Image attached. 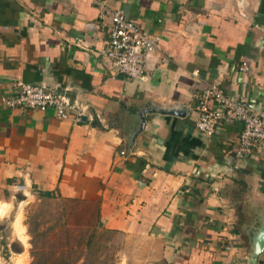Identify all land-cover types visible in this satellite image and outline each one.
<instances>
[{"label":"crops","instance_id":"1","mask_svg":"<svg viewBox=\"0 0 264 264\" xmlns=\"http://www.w3.org/2000/svg\"><path fill=\"white\" fill-rule=\"evenodd\" d=\"M103 8L158 37L143 77L114 72L102 55ZM15 79L88 110L60 120L52 109L0 103V188L68 204L65 215H80L83 228L94 221L147 238L170 264H248L264 211V153L234 157L241 124L229 117L211 136L193 121L208 82L264 111V0H0V96ZM150 108L184 115L145 112L137 130Z\"/></svg>","mask_w":264,"mask_h":264},{"label":"rangeland","instance_id":"2","mask_svg":"<svg viewBox=\"0 0 264 264\" xmlns=\"http://www.w3.org/2000/svg\"><path fill=\"white\" fill-rule=\"evenodd\" d=\"M22 200L20 191L0 188V264H170L147 238L94 221L83 228L80 215H65L68 204Z\"/></svg>","mask_w":264,"mask_h":264},{"label":"built area","instance_id":"3","mask_svg":"<svg viewBox=\"0 0 264 264\" xmlns=\"http://www.w3.org/2000/svg\"><path fill=\"white\" fill-rule=\"evenodd\" d=\"M109 18L108 38L104 42L102 55L116 73L129 79L144 76V55L157 47L158 37L142 31L135 22L120 9L103 8ZM238 69L248 71L246 61H241ZM14 90L9 95H1L0 103L6 107L20 109H52L56 118L79 121L88 107L81 101H72L64 94L42 84L13 81ZM196 118L193 126L202 135L211 136L217 122L229 117L241 124L234 151L236 159L258 157L264 153V111L252 113L244 98L234 97L224 92L215 82H208L196 94ZM16 191L23 185L16 184Z\"/></svg>","mask_w":264,"mask_h":264},{"label":"water","instance_id":"4","mask_svg":"<svg viewBox=\"0 0 264 264\" xmlns=\"http://www.w3.org/2000/svg\"><path fill=\"white\" fill-rule=\"evenodd\" d=\"M145 112H157L161 114H172L182 116L184 115L183 111L179 109H165V108H150V109H141L139 112V126L137 130H141L144 124V113ZM81 120L85 119V116H81ZM264 249V211L259 222V225L255 228L254 234L251 237V248L250 255L248 257V264H256V258Z\"/></svg>","mask_w":264,"mask_h":264},{"label":"trees","instance_id":"5","mask_svg":"<svg viewBox=\"0 0 264 264\" xmlns=\"http://www.w3.org/2000/svg\"><path fill=\"white\" fill-rule=\"evenodd\" d=\"M40 195H48L47 192H39Z\"/></svg>","mask_w":264,"mask_h":264}]
</instances>
